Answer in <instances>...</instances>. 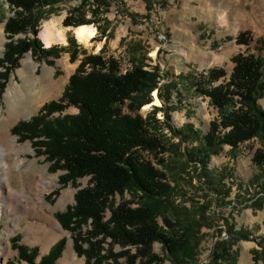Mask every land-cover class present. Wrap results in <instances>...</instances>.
<instances>
[{
  "label": "rangeland",
  "instance_id": "1",
  "mask_svg": "<svg viewBox=\"0 0 264 264\" xmlns=\"http://www.w3.org/2000/svg\"><path fill=\"white\" fill-rule=\"evenodd\" d=\"M18 14L8 0H0V60L9 42L34 41L31 33L8 39L5 26ZM34 15L40 20L37 40L41 47L37 54L31 50L23 54L8 78L0 79V136L17 141L15 148L6 150L2 162L6 182L0 176V264H27L19 246L36 248L40 263L61 240L64 248L55 264H60L69 244L77 260L86 264L85 257L74 250V237L81 227L84 232L92 230L91 221L80 227L72 223L75 231L71 232L58 217L67 212L72 215L76 195L92 187L91 177L63 184L60 177L66 172L48 161L39 146L43 138L14 128L41 113L42 123L48 125L77 115L80 110L75 105H62L61 111L44 112L43 108L60 102L85 57L99 55L105 62L114 60L122 74L136 66L154 80L135 97L138 111L124 110L141 116L161 140L162 153L142 155L165 176L169 188L157 200L136 191L117 194L114 205L150 208L160 232L179 240L176 234L189 244V251L175 253L173 262L162 242H154L149 256L142 257L137 247H122L99 236L104 241L103 255L118 256L119 264H132L129 256L135 264H214L217 250L225 247L232 264H263L254 252L264 246V161L256 162L257 154L264 157V130L236 148L221 145L212 152L214 148L206 147L204 138L220 114L210 98L199 93L197 83L211 87L206 80L214 69L225 70L227 77L213 86L227 83L235 56L259 55L253 42L264 38V0H49L37 6ZM66 18L96 29L90 44L79 43L76 27L65 26ZM46 25L65 35L64 43L54 41L51 47L57 50L53 52L44 39ZM241 34L252 40L250 46L238 43ZM72 53H77L76 62L71 61ZM8 90L18 101L6 97ZM155 92L160 106L154 104ZM11 104H16V112ZM258 105L264 110V98ZM110 216L107 209L103 221ZM51 229L54 233L47 234ZM104 261L114 264L112 258Z\"/></svg>",
  "mask_w": 264,
  "mask_h": 264
},
{
  "label": "trees",
  "instance_id": "2",
  "mask_svg": "<svg viewBox=\"0 0 264 264\" xmlns=\"http://www.w3.org/2000/svg\"><path fill=\"white\" fill-rule=\"evenodd\" d=\"M8 1L19 10L18 16L10 19L5 26L8 39L28 33L35 38L34 41L27 38L11 41L5 46L4 56L0 60V68L4 70L0 73V79L3 81L8 78L9 71L18 67L23 54L29 50L37 54L38 47H41L37 40L40 20L35 17L34 10L41 4L46 5L49 0ZM49 3L48 5H52ZM64 24L76 28L84 26L70 18H66ZM238 43L250 46L252 40L246 34H241ZM253 43H256L259 55L235 56L234 68L227 83L213 86V83H219L227 77V72L222 69L209 72L206 82L211 87L204 88L202 83H197L199 93L209 97L220 114V119L211 123L210 131L204 138L206 147L214 148L212 152H217V147L221 145L236 148L264 130V110L258 105V101L264 98V38L254 40ZM56 50L54 46L50 48L52 52ZM50 51L46 53H51ZM55 56L59 57V54ZM77 57V53H72L71 61L76 62ZM144 74L136 66L122 74L114 60L105 62L100 55L87 56L70 78L60 102L43 108L44 112L47 109L61 111L64 109L62 105H75L80 110L77 115L57 119L48 125L42 123L41 113L14 128L15 132L23 129L37 139L43 138L39 146L43 147L48 161L56 167L58 165V170L66 172V175L60 177L63 184H67L68 179L91 177L92 187L77 193L72 215L67 212L58 217L62 227L71 232L75 231L71 227L72 223L80 227L91 221L92 230L84 232L81 227L74 237V250L80 257H85L86 264H102L110 258L114 259V264H119L118 256L103 255L101 245L104 241L99 236L122 247H137L138 252L144 254L142 257L149 256L151 245L156 241L166 246L173 262L176 259L173 257L175 253L189 251V244L182 241L183 238L174 234L179 240H170L160 232L150 208L142 206L131 209L125 205L115 207L113 202L117 194L123 195L127 191L141 192L155 200L165 197L169 191L164 184L165 176L142 155L143 152L154 155L162 153L164 150L161 140L141 116H133L124 110L127 108L132 113L138 111V107L134 109L135 97L141 94L144 86L148 87L149 83L154 82L149 74L147 78ZM2 86L0 84L1 88ZM263 161L264 157L260 159L257 154V164ZM107 209L111 216L104 222ZM246 237L242 236L248 240ZM15 239L17 244L18 237ZM83 243L88 245V249L84 248ZM261 247V252L258 250L254 254L264 264V246ZM63 248L64 241L61 240L48 256L37 263L36 248L18 247L22 260L27 264H55ZM217 251L214 264L233 263L229 249L224 247ZM130 259L129 256L127 261L135 264V259Z\"/></svg>",
  "mask_w": 264,
  "mask_h": 264
},
{
  "label": "bare ground",
  "instance_id": "3",
  "mask_svg": "<svg viewBox=\"0 0 264 264\" xmlns=\"http://www.w3.org/2000/svg\"><path fill=\"white\" fill-rule=\"evenodd\" d=\"M74 32H75L74 35L76 36L75 38H77V40L79 41L80 44H84V45L90 44L92 39L96 36V29L93 26H89V25H84V26H80L78 28H75ZM44 39L46 41L47 46L50 48L53 45L54 41H59V42H63L64 43L65 42V35L61 31L54 32L52 26L46 25ZM12 94H13V91L11 92V91L8 90V93L6 94V97L7 98L8 97L11 98ZM15 96H17V95H15ZM15 96H14V98L12 96V98L14 99V101L15 100L18 101V99H16ZM154 97H155L154 104L157 105V106H160L161 103H160L159 99L157 98L156 92L154 93ZM10 107L15 112L17 111L16 110L17 109L16 108V104H14L13 106L11 104ZM16 142L17 141L15 139L10 138L9 136H7V137H1L0 136V176L3 177V180L5 182H6V179H5L4 174L2 172V170L5 169V165H6V164L5 165L3 164L4 163L3 162L4 161V157H5V154H6V150H10L11 148H15ZM6 185H7L8 189H9V194H10L11 193V191H10L11 187L9 186V183H6ZM1 208H2V206L0 205V209ZM50 222L53 223L54 226H57L60 229V227L57 225V223L54 220V218H51ZM54 231L55 230L52 231V229H51V230L47 231V234L48 233H50V234L54 233ZM60 264H81L77 260L76 255L73 253L71 244H69L68 249L66 250V252L64 254V258H62V260L60 261Z\"/></svg>",
  "mask_w": 264,
  "mask_h": 264
}]
</instances>
